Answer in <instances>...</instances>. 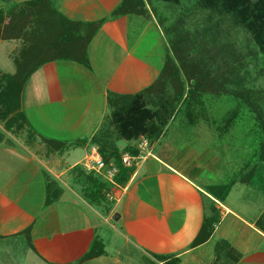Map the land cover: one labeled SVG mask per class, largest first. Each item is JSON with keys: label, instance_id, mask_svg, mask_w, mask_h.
<instances>
[{"label": "crops", "instance_id": "0c3cea01", "mask_svg": "<svg viewBox=\"0 0 264 264\" xmlns=\"http://www.w3.org/2000/svg\"><path fill=\"white\" fill-rule=\"evenodd\" d=\"M123 1L51 0L67 20L99 29L85 63L52 60L29 77L20 136L0 123V264H264V132L193 101L168 42L147 40L150 28L159 33L151 14L116 15ZM21 3L0 0V10ZM4 42L18 56L26 46ZM139 93L151 109L178 100L118 201L90 205L71 172L83 161L63 157L78 147L87 156L110 127L111 97ZM136 144L116 140L119 153Z\"/></svg>", "mask_w": 264, "mask_h": 264}, {"label": "trees", "instance_id": "16d2710c", "mask_svg": "<svg viewBox=\"0 0 264 264\" xmlns=\"http://www.w3.org/2000/svg\"><path fill=\"white\" fill-rule=\"evenodd\" d=\"M153 1L175 8L181 7L183 3V0H124L115 14H144L148 12L146 5H152ZM193 1L199 10L209 11L219 17L221 22L230 19L235 26L241 27L250 36L258 53L264 57V0ZM31 9L33 15L30 13ZM150 11L154 13L155 9L152 7ZM98 29V24L67 20L56 12L51 0H29L7 12L0 10V41L21 39L26 44L22 54L14 59V75L0 77V123L4 124L5 132L23 130V117L16 112L20 107L21 92L29 77L44 63L52 60L85 63L88 45ZM183 72L187 75L185 70ZM179 88L177 94L180 95V83ZM177 100V97L175 101L171 98L163 99L156 105V109H151L146 103L145 93L110 98V127L107 130L102 129L91 140V146L98 148L106 164L113 163L119 168L116 182L120 187L128 182L133 169H125L120 165L123 151L119 153L116 140L138 142L140 138H146L152 143L160 136L171 118ZM2 140L3 135L0 133V142ZM125 152L138 155L137 149L127 148ZM71 172L75 174V183L80 185L81 192L90 205L102 206L107 203L106 195L110 191L108 183L94 173H88L80 165L75 166ZM47 181L49 196L54 182ZM61 192L57 191V197ZM259 224L264 229V217Z\"/></svg>", "mask_w": 264, "mask_h": 264}, {"label": "rangeland", "instance_id": "374dc122", "mask_svg": "<svg viewBox=\"0 0 264 264\" xmlns=\"http://www.w3.org/2000/svg\"><path fill=\"white\" fill-rule=\"evenodd\" d=\"M152 7L154 13L150 11ZM146 9L162 35L160 38V34L150 28L147 40L157 42L163 38L168 42L184 80L193 91V101L210 104L216 116L225 113L231 125L237 123L238 127L240 121L245 126L255 123L264 132V57L258 53L250 36L230 19L221 22L209 11L199 10L193 0H183L177 8L153 1ZM30 11L33 15V10ZM13 50V43L1 44L0 75L14 73L12 60L18 53L13 55ZM151 51L158 56L167 55L164 44H156ZM18 132L12 134L18 137ZM85 155L83 147L71 149L64 155L63 163L81 162Z\"/></svg>", "mask_w": 264, "mask_h": 264}, {"label": "built area", "instance_id": "2783aa9c", "mask_svg": "<svg viewBox=\"0 0 264 264\" xmlns=\"http://www.w3.org/2000/svg\"><path fill=\"white\" fill-rule=\"evenodd\" d=\"M151 143L146 138H140L136 144L138 155H130L123 152L120 156V165L125 169H133L138 161L147 152ZM82 166L88 173L92 172L99 176L103 181L110 185V191L106 195L108 204H113L119 199L121 187L116 182V177L119 173V168L113 163L106 164L96 146H90L87 156L84 158Z\"/></svg>", "mask_w": 264, "mask_h": 264}, {"label": "water", "instance_id": "95a60500", "mask_svg": "<svg viewBox=\"0 0 264 264\" xmlns=\"http://www.w3.org/2000/svg\"><path fill=\"white\" fill-rule=\"evenodd\" d=\"M118 218H119L118 215H115L114 218H113V220H114V221H117Z\"/></svg>", "mask_w": 264, "mask_h": 264}]
</instances>
